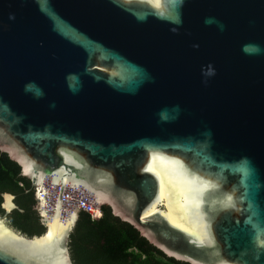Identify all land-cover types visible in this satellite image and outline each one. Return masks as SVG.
Instances as JSON below:
<instances>
[{
  "label": "water",
  "instance_id": "water-1",
  "mask_svg": "<svg viewBox=\"0 0 264 264\" xmlns=\"http://www.w3.org/2000/svg\"><path fill=\"white\" fill-rule=\"evenodd\" d=\"M0 151L45 229L3 194L0 264H74L68 185L169 258L264 264V0H0Z\"/></svg>",
  "mask_w": 264,
  "mask_h": 264
},
{
  "label": "trees",
  "instance_id": "trees-1",
  "mask_svg": "<svg viewBox=\"0 0 264 264\" xmlns=\"http://www.w3.org/2000/svg\"><path fill=\"white\" fill-rule=\"evenodd\" d=\"M5 193L14 195L22 210L9 215L11 225L29 237L42 234L44 227L33 209L34 187L21 175L20 166L0 151V205ZM101 213L94 219L86 211L80 212L69 243L74 264H188L167 257L132 225L115 217L110 207L102 206ZM0 214H4L1 208Z\"/></svg>",
  "mask_w": 264,
  "mask_h": 264
},
{
  "label": "built area",
  "instance_id": "built-area-1",
  "mask_svg": "<svg viewBox=\"0 0 264 264\" xmlns=\"http://www.w3.org/2000/svg\"><path fill=\"white\" fill-rule=\"evenodd\" d=\"M50 187L51 188L48 187V205L46 206V209L48 212L53 213L60 195V188L53 186ZM51 190H57L52 198H50L49 195ZM75 206H78L83 211L89 213L94 219H98L102 215L101 209H98L96 204H94L92 196L82 190L72 188L68 185L62 193V216L66 217Z\"/></svg>",
  "mask_w": 264,
  "mask_h": 264
},
{
  "label": "flooded vegetation",
  "instance_id": "flooded-vegetation-1",
  "mask_svg": "<svg viewBox=\"0 0 264 264\" xmlns=\"http://www.w3.org/2000/svg\"><path fill=\"white\" fill-rule=\"evenodd\" d=\"M33 209L37 212V215L39 216V214H38V211H37V203H35V205H34V207H33ZM39 219H40V217H39ZM7 220H8V222H9V224L11 225V223H10V220H9V216H7ZM41 223V222H40ZM42 225V224H41ZM12 226V225H11ZM13 227V226H12ZM14 228V227H13ZM17 230V229H16ZM18 231H20V230H18ZM21 233H23L22 231H20ZM24 234V233H23ZM26 235V234H25Z\"/></svg>",
  "mask_w": 264,
  "mask_h": 264
},
{
  "label": "bare ground",
  "instance_id": "bare-ground-1",
  "mask_svg": "<svg viewBox=\"0 0 264 264\" xmlns=\"http://www.w3.org/2000/svg\"><path fill=\"white\" fill-rule=\"evenodd\" d=\"M52 191H53V193H52ZM55 192H57V191H56V190H55V191H54V190H51V193L49 192L50 198H52V197L55 195ZM49 223H50L49 225H51L52 222H49ZM57 223L60 224V225H63V224L60 223L59 221H57ZM66 223H68V222H66ZM66 223H65V224H66ZM65 224H64V225H65Z\"/></svg>",
  "mask_w": 264,
  "mask_h": 264
},
{
  "label": "rangeland",
  "instance_id": "rangeland-1",
  "mask_svg": "<svg viewBox=\"0 0 264 264\" xmlns=\"http://www.w3.org/2000/svg\"><path fill=\"white\" fill-rule=\"evenodd\" d=\"M48 187L51 188L50 185H48ZM54 191H55V190H54ZM56 191H57V190H56ZM52 193H53V191H52ZM11 213H12V212H11ZM11 213H9L7 216H9ZM0 215H3V214H0ZM6 222L8 223L9 226H11V225L9 224V222H8L7 219H6ZM44 231H45V229H44ZM43 233H44V232H43ZM43 233H42V234H43ZM35 236H37V235H35Z\"/></svg>",
  "mask_w": 264,
  "mask_h": 264
}]
</instances>
